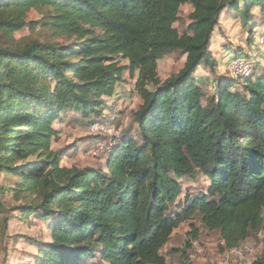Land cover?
I'll return each instance as SVG.
<instances>
[{
	"label": "trees",
	"instance_id": "16d2710c",
	"mask_svg": "<svg viewBox=\"0 0 264 264\" xmlns=\"http://www.w3.org/2000/svg\"><path fill=\"white\" fill-rule=\"evenodd\" d=\"M240 2L248 12L264 7L255 0H0V35L21 32L32 10L48 8L55 38L71 41L0 49V173L17 178L0 191L17 201L34 197L36 206L21 210L50 223L53 243L35 264H168L164 248L195 218L220 233L224 252L264 232V77L241 91L222 77L205 104L195 78L216 66L215 28ZM187 5L193 11L181 34L175 24ZM176 52L184 67L162 82L159 62ZM127 73L137 74L142 100L135 137L110 153L108 172L61 165L55 122L69 112L103 115L101 98ZM197 172L210 186L181 203L180 180ZM191 229L197 239L199 229ZM251 264H264V251Z\"/></svg>",
	"mask_w": 264,
	"mask_h": 264
},
{
	"label": "rangeland",
	"instance_id": "374dc122",
	"mask_svg": "<svg viewBox=\"0 0 264 264\" xmlns=\"http://www.w3.org/2000/svg\"><path fill=\"white\" fill-rule=\"evenodd\" d=\"M255 1L264 4V0ZM238 5V11L227 9L215 28L210 50L216 66L213 69L201 67L195 75L205 92L204 104L217 92L222 77L237 81H232L231 91L243 90V83L248 79L256 81L264 77V7L248 12L244 2ZM192 11L190 5L181 8L180 19L175 24L181 34L187 31ZM52 14L48 8L32 10L27 16V26L21 32L8 37L0 35V49L20 50L34 41L65 46L70 44L71 41L55 38L49 26ZM184 63L185 57L180 52L163 57L158 68L161 81L165 82L177 75ZM136 84L137 74L127 73L111 96L101 98L105 103L100 117L86 119L79 113L71 112L61 115L55 122L59 135L52 140L55 151L66 153L61 158V165L108 172L107 161L111 154L96 157V142L103 139L91 135L90 127L112 121L122 133V142L127 136L135 137L138 126L134 123V114L142 105ZM16 181L17 178L11 174L0 173V187L8 188ZM180 183L183 189V195L179 198L181 203L186 201L187 196L191 198L206 192L210 186L200 172L194 177L183 178ZM33 200L34 197L25 196L17 201L12 193L0 191V264H35L43 245L53 243L50 223L42 221L36 214L26 217L20 208L36 206ZM192 225L199 229L197 239L190 236ZM188 241L190 246H187ZM222 245L220 233L204 229L200 219L195 218L174 232L163 255L168 264H233L234 261L250 264L263 254L264 232L253 235L240 247L242 258L226 260L227 251L221 250ZM247 249H251L250 253L244 254Z\"/></svg>",
	"mask_w": 264,
	"mask_h": 264
},
{
	"label": "built area",
	"instance_id": "2783aa9c",
	"mask_svg": "<svg viewBox=\"0 0 264 264\" xmlns=\"http://www.w3.org/2000/svg\"><path fill=\"white\" fill-rule=\"evenodd\" d=\"M114 122L105 121L103 125L94 124L90 127V134L95 135L97 138H102L100 142H96V157L111 153L114 148L121 144L122 133L118 130V127L114 125ZM251 249H247L246 253L249 254ZM242 250L239 248L227 251L226 260L233 259L236 257L242 258ZM252 263V262H251ZM250 263V264H251ZM233 264H238L234 263Z\"/></svg>",
	"mask_w": 264,
	"mask_h": 264
}]
</instances>
